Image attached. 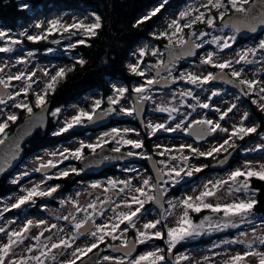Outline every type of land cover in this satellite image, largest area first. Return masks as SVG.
Listing matches in <instances>:
<instances>
[{
	"label": "snow or ice",
	"instance_id": "6c2138e0",
	"mask_svg": "<svg viewBox=\"0 0 264 264\" xmlns=\"http://www.w3.org/2000/svg\"><path fill=\"white\" fill-rule=\"evenodd\" d=\"M23 9H27L29 5H21ZM165 7L164 3H161L155 7L148 15L143 16L136 22V26L152 19ZM203 9V10H201ZM93 21L86 23L87 17L81 20L74 18L72 23H66L62 19H53L46 22H37L35 27L41 31L38 34H28V29H24L19 32V37L25 38L30 42H39L41 40H47L49 35L53 33H68L70 36L83 33L85 36L92 38L98 35V30L102 28L101 17L92 14ZM227 17V22L225 18ZM217 21L225 27H231L234 30V34L223 38L221 36H212L211 41L204 39L208 35V32L195 30L197 24H205L208 28L216 29ZM258 27H264V0H204L198 6H188L185 10L180 11L176 19L171 20L167 26V30L160 32L159 34L153 33L154 39H166L168 43L165 45V49L170 50L168 52L169 59L167 61L158 59L155 64H149L144 69H141L140 65L144 62L143 57L149 54L148 46L138 50L139 59L136 63L129 65L132 74L140 77H145L147 72L155 71L156 75L152 78H146L143 84L132 88V92L135 93V100L131 107H119L120 114L126 116H139L144 108V102L152 99L148 95L150 89L154 85L165 84L169 81L175 83L178 80H183L188 84L195 85L200 88L209 84L212 81H224L225 83L239 88L244 96L255 95L259 99H252V103L257 105L259 111L264 112V79H248L244 77L245 69L241 67L237 70L234 64L250 65L254 63L264 62L257 59L258 53H264V40H260L259 44L255 47L247 48L237 53L238 59L218 61L214 59L217 55L216 52H207L205 56L201 58V64L210 65L214 69H218V72H208L206 75L196 74L191 71H182L178 76H173L176 63L182 55H195L194 49L203 48L205 44L213 43L217 45L219 51L229 49L232 47V43L236 40V34L241 31L256 32ZM185 29H188L189 39L185 38ZM200 42L197 43L196 41ZM0 41L4 43L0 46V53H13L16 51L18 45L24 43L23 39L14 38L7 31L0 30ZM230 41L232 43H230ZM59 43V41H53ZM77 44H86V40H78L73 44H70L69 48H75ZM179 47L183 51L180 54L175 52V48ZM52 51V49H48ZM150 54L152 56L162 55L158 47H153ZM33 52H27L26 56L17 57L15 64L11 65H26L27 57H32ZM76 63L83 66L86 61L83 58H79ZM7 63L0 66V73H5V68H8ZM75 65L65 69L58 68L55 74H50L46 69H38L32 71H18L16 74L11 72L0 75V105H7L9 101H17V98L21 95L24 96V100L15 102L12 107L25 111L30 117L33 116V104L27 101V97L30 92L34 95V106L40 108L41 111L46 110L48 103L47 96L52 94L56 90L57 84L63 80L67 72L72 71ZM231 70L230 73L226 70ZM37 71H42L45 77H49L43 82V88L34 92L33 84L37 83L34 77H37ZM161 71L167 72L166 76L161 75ZM230 75L231 79L228 78ZM13 81L23 83V87L14 92L7 91L13 88ZM129 89L127 87H115L113 86L114 95L107 97L108 108L102 109V99L94 100L91 105V110L86 111L80 109L74 116L64 122V126L61 127L54 135H61L73 129L76 126L83 125L85 122L94 123L100 119H103L113 113L117 112V105L121 104V101L126 98ZM179 95L181 97H191L197 101L195 105H187L193 111L197 107L202 109H210L219 113L218 120L208 119L207 116L192 120L190 123L185 122L188 117L191 116V112L184 115V119L180 123H176L175 126L170 125V121L176 119L173 113H180L178 107H169L165 105H157L155 111L161 113H168V121L164 123H151L150 121L144 125L148 130L149 137L155 136L157 132H178L183 131L189 136H194L197 141L205 140L208 136L214 133L221 132L226 133L227 138L223 140L219 145H213L207 151H201L199 147H195L192 144H181L178 147H164L160 144L154 145L153 153L156 156L162 157L159 160H153V155L148 154L145 149V144L142 139L127 138L129 133L134 132L137 137L140 136V132L132 128H112L109 131L103 132L95 142L85 143L80 142L79 147L75 149L64 148L62 151L53 152L50 155L60 157L59 160L49 159L46 162H41L38 167L34 169L36 172L44 173V179L39 183L34 184L31 188L22 189L24 195L17 197L16 201L11 205H5L0 210V219H3L4 213L10 212L13 209H22L25 206L35 205L37 198L54 197V194L60 189V185L47 186V181L52 179L66 178L72 174L80 175L83 169H77L75 167H69L55 173V175H48L46 170L57 168L58 164L63 163L64 160L75 159L77 161H85L87 157L84 155V150L88 149L95 155L97 149L103 150L105 146L109 144H115L110 149L113 153H119L120 156L115 159H122L125 155L127 157H139L142 159L153 161V170L156 173L155 181L151 175L144 178L140 185L133 187V178L125 180H117L109 178L106 182H92L88 187L92 189L88 195H94L97 189H102L105 194L104 199H101L99 195L96 199L88 203L86 208H81L78 199H72L69 197L67 200L62 199L61 205L71 204L74 212H70L69 215L57 216V220L68 221L74 231L71 236L61 238L56 242L53 241V236L49 235L46 239L42 240L46 232H51L57 228L56 224L49 225L44 219H40L34 222L31 219L26 220L19 230H9L8 225L16 223L15 220L6 221L5 225L0 226V234L7 236V241L0 243V264H102V262H111V264H167L169 257L172 254L173 249L182 241L204 235L211 232H220L226 229H238L241 225H249L250 233L248 231H241L232 239H225L213 247L219 248L222 245H244L245 250L242 252H235V254H228L227 250L225 254L228 256L224 264H252V258L256 259L257 264H264V250L254 245L264 246V217L260 220V232H257L256 223L251 218L254 215V208L258 204V200L255 198L259 189L252 188L251 181L253 178L264 181V163H257L255 166L252 161H245L241 167L235 168L231 171L226 179H217L215 182L209 181L204 185L202 191L198 195H187L182 200L174 201L172 199L167 200L169 209H175L177 206L182 208V215L176 222V226L167 227L166 233L158 230L157 226L162 225V222L172 215L169 209H164L161 212L159 219L144 223L140 230L137 228V224L134 218L144 215L149 209L146 208L148 204H154L163 209L165 203V197L168 193L180 185L186 178H191L195 174L200 173L207 165L196 166L190 163V160L201 157H212L216 159L220 153H227L222 160H218L219 164H224L228 161L232 152L229 149L235 150L239 147L236 144V140H244L245 137L252 134H257L260 139L264 141V132H259V124L253 126H246L245 121L249 120L250 114L244 112L241 116L239 124H234L231 131L228 128L222 127L220 121L225 120L230 113H233L237 108L236 103H232L225 110H221L219 107L213 108L209 102L201 103L199 97L195 96L192 90H182ZM219 91H212L208 97V101H211L213 97L219 96ZM175 96V93H174ZM7 97V99H5ZM239 99V97H237ZM186 101L181 100V104H185ZM4 109H0L3 112ZM61 108H56L51 112V115L55 118H59ZM18 119V115L15 112H11L6 115L3 122H0V134L5 132V129L9 126V122H15ZM7 139L6 136L0 138V144H3ZM128 147L126 153L122 152V148ZM156 149H162L156 151ZM140 150V151H134ZM264 150V143L257 144L255 149L246 148L244 151H260ZM175 151L177 155H172ZM185 151L189 155H185ZM104 160L113 159V157L104 156ZM159 165L160 167H157ZM2 171V169H0ZM125 171H136L134 168H126ZM23 175H28L27 172ZM12 183H17V180H13ZM122 185V186H121ZM225 186H228L225 190ZM134 192L129 199L122 201L123 206L129 211H119L120 204L112 208L114 216L109 218V221L105 223H97L96 218L98 216L105 215V209L103 205L111 202V196L109 193L119 194L125 191ZM222 190L226 191L227 195L233 193H244L245 199H234L230 203H221L223 198ZM81 193L77 192L76 196L79 197ZM209 198H215L216 202H208ZM135 206V207H133ZM46 207V206H44ZM89 209L91 211H89ZM204 210H209L213 214H221L220 220L214 221L212 216H205L199 221L194 223L191 213H201ZM83 211L84 218L77 220L75 213ZM71 217V219H70ZM121 225H124L121 228ZM33 227L41 228L42 230L38 235L30 237L29 233ZM129 228L136 229V237L130 241L126 237V233ZM60 231H63L61 228ZM119 233V235L117 234ZM85 235H90L94 242L84 247H74L76 241ZM33 239L36 241L33 245L26 246V253L24 255L16 256L15 249L23 245L25 240ZM106 238L111 240H120L119 246H113L107 244L108 248H111L115 252H123L124 256L114 257L104 255L96 258L97 253H94L95 249H99L100 245L106 243ZM153 239L165 240L168 245L166 256L163 254L164 250L157 248L155 251L145 252L136 256L135 258L128 259L132 256V252L137 245H142ZM56 250V251H53ZM66 250H71L70 253H66ZM103 251V249H100ZM37 252V255L32 253ZM89 253H93L89 256ZM68 254L67 259H62ZM218 255V253L216 254ZM87 257V259H84ZM210 257H203V264H210ZM191 257L187 254H181L175 257L171 261V264H183V262L190 261ZM199 264V262H198Z\"/></svg>",
	"mask_w": 264,
	"mask_h": 264
},
{
	"label": "rangeland",
	"instance_id": "374dc122",
	"mask_svg": "<svg viewBox=\"0 0 264 264\" xmlns=\"http://www.w3.org/2000/svg\"><path fill=\"white\" fill-rule=\"evenodd\" d=\"M202 2H204V0H191L190 3H187L181 9L176 10V11H170V12L166 13L164 15V19L156 26L153 33L159 34L160 32L167 30L168 24L171 22V20L176 19L178 17V14L180 11L185 10V8L188 6H198ZM201 10H203V9H201ZM151 11H149V13ZM149 13H147V15ZM85 17H87V20L85 21L86 23H91L93 21V16H92L91 12L72 11V12H65V13H62L59 15H57V14L51 15L48 20L37 19L35 21L28 23L24 27L20 28L18 31H7V32L10 35H13L14 38L23 39V37H19V32L24 30V29H28V34H38L41 31L40 29H37L35 27L37 22H44L45 27H46L47 26L46 22L49 20L62 19L66 23H72L74 18L76 20H81V19H84ZM0 30H2V29H0ZM3 31H6V30H3ZM204 32H208L210 34L204 38L208 41H211L213 35L221 36L223 38H227L228 36H231L234 34V30L230 26L225 27L221 24L220 21H217L216 29L209 28L208 31H204ZM256 34H258V33H256ZM259 35H262L259 39L249 40V41L243 42V41H240L242 38L238 34H236L235 42L232 43L230 41V43H232V47L229 49H224L222 52L219 51L216 44H213V43L205 44L203 48H199L197 50L196 57L194 60L183 59L181 61H178L176 64L175 70L173 71V76H178L180 74V72H182V71H191V72H194L196 74H203V75H206L208 72H214V73L218 72L219 71L218 69H214L210 65L201 64V62H200L201 58L203 56H205L207 54V52H216L217 55L214 57V59L221 61V62L224 60H228V59L235 60V59H238V56H237L238 52H241L242 50L247 49V48L255 47L256 45L259 44L260 40H264V32L259 34ZM185 38L189 39L188 32L186 29H185ZM196 42L199 43L200 41L197 40ZM3 43H4L3 41H0V46H2ZM60 43L61 42L55 43L53 47L48 48V49H52V51H48V49H46L41 54H39L38 51H35V50H32L31 48H29L25 43H23L22 45H18L16 51L13 53H0V66H2L5 63H7L9 65L8 68H5V73H0V75H5L9 72H11L12 74H16L18 71H24V70L32 71V70H38V69H46L50 72V74H55V71L58 68H65V69L69 68L70 64L67 63L65 60L48 59L46 57H43L45 55L49 56V57H54V56H58V57L69 56L70 57L71 53H72L70 51V49H73V48H69L68 46L70 44H73V43H68L65 45H61ZM145 45L148 46L149 54L146 55L145 57H143L144 62L140 65L141 69H144L149 64H155L158 59L165 60L166 52H167V49H165L166 44L161 45L156 41H152V42L147 41V42H142L138 45V47L136 48V50L133 53V58L131 60V64L136 63V61L139 59L138 50L141 48H144ZM153 47H158L160 49V52L162 53V55H158L155 57L152 56L150 54V52H151V49ZM29 51L33 52L34 55L32 57H27L28 62L26 65H16L15 67L11 66V65L15 64V60L17 57L26 56L27 52H29ZM257 59L264 61V53H258ZM185 61H187V62L183 63ZM234 67L237 70H239L241 67H243L245 69V72H244L245 78H248V79H264V62L254 63V64H250V65L234 64ZM226 71H228L230 73L231 70L229 69ZM154 72H155L154 70L147 72L146 76L141 77V81L137 82L132 87H128L124 83H117L115 87H127L129 89L128 94H126V98L121 101V104L119 105V107H121V106L131 107L133 102H134L133 101L134 93L131 91L132 88L135 86H138L140 84H143L145 82L146 78L154 77ZM166 74L167 73H165V75ZM48 78L49 77H45L43 75L42 71H37V77L33 78L34 80H37V83L33 84L32 91H34V92L40 91L44 86L43 82L45 80H47ZM177 83L179 84V86L177 85L174 88H157V87L152 86V88L150 89L148 95H150L152 97V99L150 100L151 104L149 103V110L151 109V111H152L151 114L149 113V119H150L151 123H153V124L164 123V122L168 121V113H166V112L161 113V112L155 111V108L157 105H165V106H169V107L174 106V107H178L180 109V113H173V115L176 116V119L169 122L171 126H175L176 123H180L181 120L184 119V115H186L187 113H190V112H191V116L188 117V120L185 122V126L187 125V123H190L192 120L201 119V118L205 117V115L207 116L208 119H212L214 121L218 120L219 113H216L213 110L202 109V108L197 107L196 110L193 111L191 108H189L187 106L189 104L195 105L197 103V101L191 97H181L179 95V93L182 90H184V91L192 90L194 95L199 97V101L201 103L209 102L213 106V108L219 107L221 110H225L232 103L237 104V108L234 109L233 113H230L229 116L225 120L220 121L222 127L228 128L229 131H231L232 126L234 124H239L241 116L243 115L244 112H248L250 114L249 120L245 121L246 126H253L254 124H257L256 117H255V115L252 111V108L250 106V103H249V101H252V100L250 99V100H248V102H246L245 96L242 93H240L239 91L227 86L223 82L217 83L215 81H212L209 84L204 85L203 87H200V88L196 87L195 85L188 84L183 80L176 81L175 85ZM23 86L24 85L22 82L13 81V88L9 89V92H14L16 90H19V88H21ZM212 91H219L220 95L213 97L211 101H208V97L211 95ZM174 93H175V96H174ZM237 97H239V99H237ZM253 97L256 98L257 100L259 99L258 96L254 95ZM5 99H7V98H5ZM96 99H101L99 93H92L86 97H83L81 100H79L73 104L68 105L67 107L61 108V113L59 115V118H56V120H59V121L57 122L55 132H57L61 127H63L64 122L66 120L70 119L72 116H74L80 109L90 111L91 105L93 104L94 100H96ZM20 100H23V99H20L18 97L17 101H9L7 105H0V109H4L3 112H0V122H3V119L6 117V115L11 113V112H15L18 115L19 109L13 108L12 104L15 102H19ZM181 100L186 101V103L181 104ZM119 107H118V109H119ZM118 109H117L116 113H113V115L116 118L129 119L132 121L129 123L126 122V123H122L120 125H116L115 127H112V128H120V129L132 128V129H136L137 131L140 132L139 137H137L136 134L134 132H132V133L128 134L127 138H131V139H138L139 138V139H142L143 141L145 138H148L147 137L148 131L144 132L142 129H139L133 123L134 119H135V115L126 116V115L120 114ZM11 124H12V122H9L8 127H10ZM76 127H74L73 129H70L69 131L74 130ZM112 128H109L106 130H98V131H95L92 133H86L83 135H79L70 141L63 142L61 144H58L57 146L50 147L48 149L42 150L41 152L35 153L32 156H30L25 162L23 160L22 171L19 172V174L16 178H17V180H20V179L28 177L29 180L22 185V188L20 189L19 193H17V191L11 192L6 197L7 200H6V203H4V205H11L12 203H14L16 201L18 196L25 194L24 191H22V189L31 188L34 184H37L42 179H44V176L35 175L34 169L36 167H38V165L41 162H46L49 159H53V160H59L60 159V157L58 155L56 157L51 156L50 155L51 153L62 151L64 148L75 149V148L79 147V144L81 141H83L85 143H93L97 140V138L103 132L109 131ZM5 132H7L6 129H5ZM5 132L3 134H0V138H3V136H6V137L8 136L9 133L6 134ZM217 134H218V132L216 133V135L213 138L206 141L207 143L197 144L194 140L190 139L188 137V135L186 133H184L183 131H178V132L159 131V132H157V134L155 136L159 135L160 138L154 140V143H155L154 145L160 144L164 147L173 148L174 146L178 147L181 144H192L195 147H199L201 151H207L213 145H219L220 143L223 142L224 139L227 138L226 133H221V134H223L221 136H219V135L217 136ZM260 143H264V141H262L260 139V136L258 135L248 145L247 144L244 145L242 150H241L240 161H238L233 167L229 166V168L223 169L224 172H217V169H216V171L213 173H206L205 172L204 175H202V177L197 178V179H194V176L191 178H186L184 181H182V183L180 185L176 186L175 188H173L168 193V200L172 199L174 201H179V200H182L187 195H192V196L198 195L199 192L203 190L204 185L208 184L209 181L215 182L217 179H226L227 175L231 171L235 170V168H237V167H241L246 160L252 161L254 166L257 163H264V150L250 151V152L244 151V149H246V148L255 149L256 145L260 144ZM154 145H153V148H154ZM111 146L114 147L115 144H112ZM125 148L130 150L128 147H125ZM161 150L162 149H156V151H161ZM134 151H140V150H134ZM143 151H146L148 154H150L146 148ZM151 154L153 155L154 153H151ZM177 154L178 153H176L175 151L172 152V155H177ZM184 154L189 155V153L187 151H185ZM157 157L159 159L162 158L159 156H157ZM140 159L142 160V158H140ZM190 163L193 165H196V166L205 165L202 160L195 159V158L191 159ZM58 165H60L59 168L56 169L50 175H55V173H57L58 171L63 170V169H67L69 167H75L77 169H80L79 161H77L75 159L64 160L63 163H60ZM128 168L129 169L134 168V169H136V171L135 172L125 171L126 168L123 167L121 173H119V174L111 173L110 177L102 178L99 180H96V179L91 180L90 179V180H82L81 182L76 181L77 183L75 182L76 184L73 185L72 189L66 190V191H61L58 194L54 195V196H56V205L52 204L49 201H44V202L42 201L35 206L37 209L35 213L31 214L29 211V212H25L22 215H17L15 217L11 213L6 212L5 215H7L8 217L3 221L0 220V226L5 225L6 221L15 220L16 223L8 225V229L9 230H13V229L19 230L20 227H22L23 223L28 219H31L34 222H36L40 219H44L48 222L49 225H51V224L57 225V228L53 229V235H52L53 241L52 242H56L57 240H59L61 238L69 237L72 235V233L74 231L72 225L68 221H64L62 219L57 220L55 217L69 215L70 212H74V209L72 208L71 204L61 205L60 201L62 199L67 200L69 197H71L72 199H78L79 200V204H80L81 208H86L87 204L92 202L93 200H95L97 195H99L101 197V199H104V197H105L104 195H100L99 193H97L98 191L102 192V189L94 190L95 191L94 195H91V196L88 195V193L90 191H93L88 186L92 182H96V181L106 182L109 178H113V179H117V180H125V179L133 178V187L139 186L141 181L149 175H151L153 177V182L155 181V177H154L152 171L150 170L149 166L147 165V163H141L140 161L138 163L133 162V163H131V166H128ZM25 172H27L28 175H23V173H25ZM70 174H72V173H70ZM78 176H80V175H78ZM55 181H56V179H52V180L47 181V186L56 185L57 182H55ZM59 185L61 186V184H59ZM227 187L228 186H225V190ZM225 190H222L223 198L220 200L221 203H230L234 199H245L246 198V195L244 193H233L231 195H227ZM176 191H177V194L174 193ZM77 192L81 193V195L79 197L76 196ZM133 194H134V192H129L127 190L124 193H119V194H115V195L112 193H109L108 195L111 196V202L103 205V207L105 209V215L104 216H98L96 218V222L97 223H105V222L109 221V218L114 216V213L112 212V208L116 207L117 204L121 205L119 208V211H129V209H127L123 206L122 201L125 199H129L130 196ZM255 198H256V195H255ZM37 199H39V198H37ZM37 199H36V201L38 202ZM208 202L215 203L216 200H215V198H209ZM44 206H46V207H44ZM4 207L5 206L0 205V210H2ZM133 207H135V206H133ZM167 207L169 209L168 204H167ZM146 208L149 209L148 212H146L142 216H138V217L134 218L136 221V224H137V228L140 230H143L142 226L144 223L159 219L161 216L159 210L157 209V207L154 204H148V205H146ZM89 211H91V210L89 209ZM169 211L172 212V215L168 216L167 219L162 222V225L157 226L158 230H161L165 233H166L167 229L165 227H163V225L166 224L167 227L176 226L177 220L182 215V208L179 206H177L175 209H169ZM207 211L209 213L202 216L201 219H203V217H205V216H212L214 221L220 220L222 213L221 214H213L209 210H207ZM84 214L85 213L83 211H81L79 213H75L76 219L82 220L84 218ZM262 217H264V215L258 216L255 214L253 215V217H251L254 220V222L256 223V225H258V227H257L258 233L261 230L259 225H260V220ZM70 219H71V217H70ZM200 220L197 221V220L193 219L194 223H199ZM123 227H124V225H121V228H123ZM61 228L63 229V231H60ZM41 230H42L41 228L33 227L29 233V236L34 237V236L38 235ZM131 231L136 233V229L129 228V231L126 233L125 238L128 239V234ZM230 231H234V232L232 234H229ZM241 231H248L249 236H251L250 226L245 224V225H241V227L238 229H226V230L220 231V232L206 233L204 235L197 236V237L182 241L180 244H178L175 247L176 249L180 250L178 252L177 256L181 255V254H187L191 257L190 261L183 262V264H198V262H199V264H203V257H205V256H208L211 258L210 264H224V262L228 258V256L225 254L226 250H227L228 254H235V252L244 251L245 246L244 245H222L221 247L216 248V247H213V245L217 244L220 241L225 240V239H232L235 236H237V234ZM48 234H51V233L48 232ZM117 234L119 235V233H117ZM108 240H111V239L106 238V242H109ZM156 240L157 239L152 240L153 246L151 248H149L146 252L155 251V249H157V248L162 249V245H159ZM201 240L206 241V242L200 243ZM6 241H7V236L5 234H0V243H4ZM92 242H94L93 238L90 235H85V236L80 237L76 241V244L74 245V247H84L86 245L91 244ZM35 243H36V241L31 239V238L25 240L23 245H20L15 249V255L16 256L24 255L26 253V246L33 245ZM190 243H195V244L188 245ZM185 244H187V245H185ZM254 246L259 247L261 250H264V246H260L258 244L254 245ZM164 247H168V245L165 243V240H164ZM70 251L71 250H66V253H70ZM217 253H218V255H216ZM37 254H38L37 252L32 253V255H37ZM90 254H92V253H89V255ZM67 258H68V254H66L64 257H62V259H67ZM33 264H34V262H33ZM167 264H171V261L168 260ZM252 264H257L255 258H252Z\"/></svg>",
	"mask_w": 264,
	"mask_h": 264
},
{
	"label": "trees",
	"instance_id": "16d2710c",
	"mask_svg": "<svg viewBox=\"0 0 264 264\" xmlns=\"http://www.w3.org/2000/svg\"><path fill=\"white\" fill-rule=\"evenodd\" d=\"M191 0H0V29L6 31H18L28 23L37 19L48 20L51 15H59L65 12H91L101 17L102 28L98 30V35L92 38L85 36L83 33L70 36L68 33L61 35L53 33L49 35L47 40L39 42H30L25 38L24 43L32 50L38 51L39 54L46 49L53 47V41L61 42V45L74 43L77 40H86V44H77L73 49H70L71 56L65 57H49L48 59L65 60L67 63L75 65L72 71L67 72L66 77L61 80L54 93L47 96V101L52 103V110L56 108H64L73 104L83 97L92 93H99L103 100L102 109L109 107L107 97L112 96L113 86L117 83H124L128 87H132L137 82L141 81L140 76L131 73L129 65L133 58V53L142 42L156 41L161 45L167 44L166 39H154L153 31L156 26L164 19V15L170 11H176L184 7ZM165 4V7L152 19L136 26V22L143 16H146L149 11L160 5ZM27 4L29 7L23 9L21 5ZM187 32L189 31L186 29ZM197 32L208 31L209 28L205 24H197L195 26ZM83 58L86 63L81 66L76 61ZM25 99L23 95L19 97ZM34 95L29 93L27 101L33 104V112L38 108L34 106ZM252 111L256 117L257 124L260 125L259 132H264V112L259 111L257 105L249 101ZM119 105L116 106L118 109ZM28 114L19 109L18 119L12 122L10 127L6 128V134H11L14 128L20 124ZM55 117L50 115L49 126L46 130L39 131L35 137L26 145V157L41 152L50 147L57 146L60 143L70 141L83 135L87 132L81 130H71L61 135H54L57 122ZM129 119L114 118L112 123L106 129L115 127L122 123L131 122ZM136 123V122H134ZM103 130H105L103 128ZM8 134V135H9ZM258 135L252 134L245 137L244 140H236V144L240 147L248 145ZM153 140L145 139V148L149 153L152 152ZM112 145V144H109ZM125 149V148H124ZM91 153L88 149L84 150V154ZM85 154V155H86ZM220 153L219 156H222ZM206 162L213 161L212 157L203 158ZM241 155L238 156L231 167L240 161ZM146 160V159H145ZM215 172L216 170H212ZM108 172V171H106ZM115 171L110 170L108 174ZM207 171H202L194 175V179L202 177ZM223 172V171H222ZM80 176L70 174L66 178L56 180L63 185L62 190L66 191L73 187ZM14 176L5 175L0 177V202L3 197L17 190L26 179L12 183ZM192 181V180H191ZM252 188L259 189L256 193L258 204L254 208V214L258 216L264 215V181L255 178L251 181ZM177 194V191L174 192ZM174 195V194H173ZM207 210L201 213H192L194 220H200L202 216L208 214ZM234 231H230L232 234ZM208 241V240H207ZM206 241H200L205 243ZM157 243H164V240L158 239ZM195 244L190 243L188 245ZM187 245V244H185Z\"/></svg>",
	"mask_w": 264,
	"mask_h": 264
},
{
	"label": "water",
	"instance_id": "95a60500",
	"mask_svg": "<svg viewBox=\"0 0 264 264\" xmlns=\"http://www.w3.org/2000/svg\"><path fill=\"white\" fill-rule=\"evenodd\" d=\"M225 22H227V17L225 18ZM264 32V27H258L256 32H248V31H241L240 33H237L241 38L243 39H247L249 37H251L252 35L258 33L261 34ZM198 49H194L193 51L195 52V55H182L181 58L178 61H181L183 59H190V60H194L196 57V52ZM170 50L167 49L166 52V58L165 61H167L169 59L168 56V52ZM183 50L179 47L175 48V52L177 54H180ZM167 73L165 71H161V75L164 76V74ZM156 75V73H155ZM154 75V76H155ZM229 79H231L230 75L228 76ZM217 83L223 82L224 84H226L227 86L239 91V88L233 87L232 85H229L227 83H225L224 81H215ZM176 85L175 83H172L171 81H169V83L167 85L161 83L158 85H154V87L157 88H174ZM9 91V89L7 90ZM7 98V97H5ZM135 100V94L133 95V101ZM147 107H148V101L144 102L143 105V112L139 115L136 116V120L139 124V126L141 127V129L143 131H145V114L147 111ZM51 111H52V103L48 102L46 105V110L45 111H41L40 108H38L35 112H33V116H26L23 121L18 124L15 128L14 131L9 134L7 136V139H5V142L3 144H0V169H2V171H0V177L5 176L7 174L13 173L19 166L20 164L23 162V160L25 159L26 156V147L25 145L32 140L35 135L41 131V130H46L49 126V122H50V115H51ZM112 114L100 119L94 123H88L86 122L84 125H79L77 127L78 130H82V129H86V130H98V129H102L104 127H107L108 125L111 124L112 122ZM216 135V133L212 134L211 136H208L205 140H201V141H197L195 139L194 136H189L188 137L198 143L201 142H205L208 141L209 139L213 138ZM111 147L110 146H105V148L103 150L98 149L97 150V154L93 155L92 153H88L85 156L87 157V160L85 161H79V166L81 169H83V171L81 172V175H89V174H100L101 172L106 171L109 168L121 165V164H130L133 162L137 161V158L134 157H127L126 155L122 158V159H115V157L120 156L119 153H113L110 151ZM240 150V148H236L235 150H232V155L229 157L228 161L224 164H219L218 162L215 164V168L217 170H223V169H227L229 168V166L232 163V160L234 159L235 155L238 153V151ZM123 153H126L127 151L122 150ZM104 156H109V157H113V159H108V160H104L103 157ZM223 159V158H222ZM220 159V160H222ZM149 168L152 171L154 177L156 176L155 171L153 170V161L148 162ZM157 167H160L159 165H157ZM59 166H57V168H53V169H47L46 172L48 173H52L53 171H55L56 169H58ZM36 174L38 176H43L44 173L41 172H36ZM92 192V191H90ZM55 195V194H54ZM52 197H47V198H43L44 201H49L51 200ZM156 206V205H155ZM157 209L160 212L167 209L166 206V197H165V203L163 206V209H161L160 207L156 206ZM21 209H16V211H20ZM51 234H48V232L45 233L44 237H41L42 240L46 239L49 235H53V230L50 232ZM134 237H131L129 240L132 241L134 240ZM115 246H119V245H115ZM112 252V249H110ZM97 253V257L99 258L102 255V252H94ZM123 253V252H122ZM124 254V253H123ZM137 254L136 248L135 250L132 252V256H135ZM92 254H90L89 256H92ZM173 254H171V256L169 257V260L172 261ZM84 259H87V257H85ZM80 264V261L77 263ZM102 264H111V262H102ZM125 264H127V262H125Z\"/></svg>",
	"mask_w": 264,
	"mask_h": 264
},
{
	"label": "flooded vegetation",
	"instance_id": "af4514ba",
	"mask_svg": "<svg viewBox=\"0 0 264 264\" xmlns=\"http://www.w3.org/2000/svg\"><path fill=\"white\" fill-rule=\"evenodd\" d=\"M262 35H259V34H254L253 36H251L250 38H248V39H241L240 41H243V42H246V41H249V40H255V39H259L260 37H261ZM187 61H185V62H183V63H186ZM177 64V63H176ZM154 75H155V72H154ZM167 75V74H166ZM165 74H164V76H166ZM179 86V84L177 83L176 84V86ZM254 96V95H253ZM252 95H250V96H245V101L246 102H248V100H252L254 97H253ZM254 99H256V98H254ZM150 104H151V101H150ZM150 111V114L152 113V111H151V109L149 110ZM74 130H76V128L74 129ZM106 130V129H105ZM77 131H79V130H77ZM81 131H83V132H87V133H92V132H95V131H93V130H84V129H82ZM84 134V133H83ZM218 135L219 136H221V135H223V134H221L220 132H218ZM217 135V136H218ZM77 136H79V135H77ZM160 138V136L159 135H157V136H155L154 138H148V139H151V140H156V139H159ZM108 146H110V147H113V146H111V145H108ZM239 148H240V150H239V152L235 155V157H234V159L232 160V163H233V161L238 157V156H240L241 155V150H242V148L243 147H240L239 146ZM122 150H124V148H122ZM125 150H128L127 148H125ZM152 150H153V148H152ZM229 151H232V149H229ZM223 153V152H222ZM225 155H227V153H225V154H222V156L221 157H219L218 159H215V160H213V161H210L209 163L208 162H206V161H204V160H202L203 162H204V164L205 165H207L208 167H206V168H204V171H207L206 173H213V171L212 170H216V168L214 167L215 166V164L218 162V160H220L221 158H223ZM32 156V155H31ZM157 157V156H156ZM29 157H26L25 158V160H24V162L28 159ZM140 159V158H139ZM231 163V164H232ZM124 166H126V165H118V166H115V167H113V168H110V169H108V170H106V171H110V170H112V171H116V174H119V173H121L120 171L122 170V168L124 167ZM231 166V165H230ZM22 167V166H21ZM21 167H19L15 172H13V173H10V175L12 176H15V174L17 173V172H20V168ZM106 171H104V172H101L100 174H89V175H80V177L78 178V180H77V182H81L82 180H94V179H102V178H106L109 174H108V172H106ZM222 171H224V170H217V172H222ZM9 175V174H8ZM76 182V183H77ZM75 183V184H76ZM62 187H63V185H61L60 186V189L58 190V192L57 193H55V194H58L59 192H61V191H63L62 190ZM72 189V188H71ZM97 193H99L100 195H104L105 196V194L104 193H102V192H100V191H98ZM108 195V194H107ZM43 198H39V199H37L38 200V202L36 201V203H35V205H30V206H25V207H23L20 211H16V209H13L12 211H10L9 213H11L13 216H17V215H22V214H24L25 212H29L30 211V213L32 214V213H35L36 212V205L38 204V203H40V202H42L43 200H42ZM44 202V201H43ZM49 202H51L52 204H54V205H56V196H54V197H52V199L49 201ZM8 216L7 215H5V213H4V217H3V219H0L1 221H3V220H5L6 218H7ZM131 237H136V233L135 232H133V231H131V232H129V234H128V239L129 238H131ZM109 242H106L105 244H102V245H100V248L99 249H95L94 250V252H102V255L100 256V257H102V256H104V255H109V256H114V257H122V256H124V254L122 253V252H112L110 249L111 248H108L107 247V244H112L113 246H115V245H120V243H121V241L120 240H115V241H113V240H108ZM152 240L151 241H148L147 243H145V244H142V245H137L136 246V251H137V254L135 255V256H131V257H129L128 259H131V258H135L136 256H138V255H140V254H143V253H145L149 248H151L153 245H152ZM159 245H162V249L164 250V252H163V254H165L166 256L168 255V253H167V248L168 247H164V243H158ZM100 249H103V251H101ZM53 251H56V250H53ZM180 250L179 249H176V248H174L173 249V251H172V257H173V260L175 259V257L177 256V254H178V252H179ZM89 255V254H88ZM169 260V259H168ZM170 261V260H169ZM125 262H127V259L125 260Z\"/></svg>",
	"mask_w": 264,
	"mask_h": 264
},
{
	"label": "bare ground",
	"instance_id": "6f19581e",
	"mask_svg": "<svg viewBox=\"0 0 264 264\" xmlns=\"http://www.w3.org/2000/svg\"><path fill=\"white\" fill-rule=\"evenodd\" d=\"M25 158H26V156H25ZM24 160H25V159H24ZM22 164H23V162L20 164V166H19V167H21V166H22ZM19 167H18V168H19ZM18 168H17V169H18ZM17 169H16V170H17ZM16 170H15V171H16ZM15 171H14V172H15Z\"/></svg>",
	"mask_w": 264,
	"mask_h": 264
}]
</instances>
